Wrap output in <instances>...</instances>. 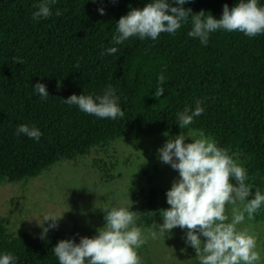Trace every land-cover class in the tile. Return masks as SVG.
Segmentation results:
<instances>
[{
    "label": "trees",
    "instance_id": "trees-1",
    "mask_svg": "<svg viewBox=\"0 0 264 264\" xmlns=\"http://www.w3.org/2000/svg\"><path fill=\"white\" fill-rule=\"evenodd\" d=\"M37 2L0 0V186L26 183L57 163L76 162L117 139L187 132L176 124V114L201 99L205 111L190 129L214 137L230 154L238 153L253 191L264 192V35L217 31L205 47L187 36L188 24L175 35L161 33L156 41L129 38L116 46L117 53L107 55L105 50L115 46V22L148 0H57L52 10L61 15L35 22ZM235 3L190 0L184 7L219 19L223 5L232 8ZM100 7L104 15L97 11ZM17 57L22 64L15 63ZM159 75L166 78L165 90L155 97ZM37 82L46 85L47 100L34 94ZM108 85L117 89L123 119H99L61 100L101 94ZM20 124L36 125L43 133L40 140L17 136ZM94 165L112 179L107 164ZM142 170L158 174L155 166ZM131 193L142 196L138 226L149 230L152 222H162L159 213L170 207L162 187ZM250 222L264 225V207ZM73 236L68 229L45 239L20 231L10 234L0 218V252L12 253L18 264H58L52 248Z\"/></svg>",
    "mask_w": 264,
    "mask_h": 264
},
{
    "label": "clouds",
    "instance_id": "clouds-1",
    "mask_svg": "<svg viewBox=\"0 0 264 264\" xmlns=\"http://www.w3.org/2000/svg\"><path fill=\"white\" fill-rule=\"evenodd\" d=\"M189 2L148 0L143 8H131L115 22L111 40L115 46L107 48L105 54L114 55L119 51L116 46L129 38L156 41L161 33L175 35L188 24L191 28L187 36L198 39L205 47L210 35L217 31L239 32L248 38L264 35V4L261 0H236L232 8L225 4L219 19L206 15L203 10L193 13L191 8L184 7ZM56 3L57 0H38L34 4L32 20L39 22L52 15H61L59 9L53 13ZM97 11L100 15L105 14L103 7ZM14 60L23 63L19 57ZM165 81V76L157 77L155 97L163 95ZM32 87L34 94L42 100L48 99L45 84L37 82ZM61 100L99 119L115 121L125 117L117 89L112 85L102 89L101 94H72ZM204 111L201 99L195 100L194 107L185 106L176 114V124L189 130L172 136L157 149L159 160L170 165L178 177L165 193L170 207L159 213L162 223L152 222L148 232L153 239L165 240L171 238L174 228L184 230L182 239L186 246L195 250L197 264H264V244L258 241L255 233L238 227L253 221L264 207V192L259 188L253 191L254 186L248 182V171L240 163L238 153L230 154L214 137L190 129L195 118ZM16 135L38 142L43 133L34 124H20ZM189 138L191 142L186 143ZM228 205L231 206L230 215L226 211ZM132 206L128 195L127 206L104 208V224L95 229L94 236H80L78 242L72 238L59 240L52 248L58 264H142L138 249L147 240L145 230L137 223L139 212L131 211ZM41 217L36 223L42 229L40 238L45 239L50 229L58 227L57 221L62 215ZM45 221L51 222L45 227ZM0 264H18V258L10 252H0Z\"/></svg>",
    "mask_w": 264,
    "mask_h": 264
},
{
    "label": "rangeland",
    "instance_id": "rangeland-1",
    "mask_svg": "<svg viewBox=\"0 0 264 264\" xmlns=\"http://www.w3.org/2000/svg\"><path fill=\"white\" fill-rule=\"evenodd\" d=\"M171 137L155 134L138 141L117 139L103 149L92 150L76 162L57 163L26 183L1 185L0 218L6 221L10 234L20 231L36 238L42 232L37 226L41 216L55 218L62 215L57 221L58 227L50 229L46 236L68 229L77 242L80 236L92 237L96 234L95 229L104 224L102 215L105 207L127 206L129 195L133 202L130 210L138 212L142 196H134L131 189L160 186L167 191L171 187L178 173L170 165L162 163L157 152ZM185 142L190 143V138ZM96 162L101 166L103 163L108 165L107 170L113 176L112 179L104 176L94 165ZM148 165L155 166L158 174L152 170L147 175L143 173V166ZM226 211L231 214L230 205L226 206ZM50 222L45 221V227ZM238 227L255 233L258 241L264 244L262 223L246 221ZM172 233L171 238L165 240L153 239L145 230L147 242L138 249L142 264H195V250L186 246L182 239L184 230L174 228Z\"/></svg>",
    "mask_w": 264,
    "mask_h": 264
}]
</instances>
